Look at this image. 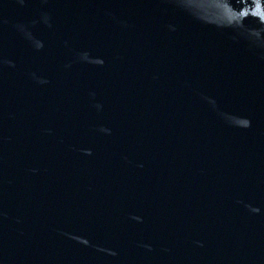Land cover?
<instances>
[{
  "label": "water",
  "instance_id": "1",
  "mask_svg": "<svg viewBox=\"0 0 264 264\" xmlns=\"http://www.w3.org/2000/svg\"><path fill=\"white\" fill-rule=\"evenodd\" d=\"M175 0H0V264H119Z\"/></svg>",
  "mask_w": 264,
  "mask_h": 264
}]
</instances>
